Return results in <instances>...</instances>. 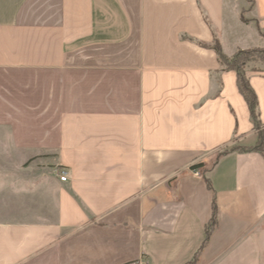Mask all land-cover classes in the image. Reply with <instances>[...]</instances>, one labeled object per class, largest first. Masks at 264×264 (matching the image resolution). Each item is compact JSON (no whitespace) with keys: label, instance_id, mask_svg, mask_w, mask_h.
<instances>
[{"label":"crops","instance_id":"0c3cea01","mask_svg":"<svg viewBox=\"0 0 264 264\" xmlns=\"http://www.w3.org/2000/svg\"><path fill=\"white\" fill-rule=\"evenodd\" d=\"M215 37L264 50V0H0V264H262L264 156Z\"/></svg>","mask_w":264,"mask_h":264},{"label":"trees","instance_id":"16d2710c","mask_svg":"<svg viewBox=\"0 0 264 264\" xmlns=\"http://www.w3.org/2000/svg\"><path fill=\"white\" fill-rule=\"evenodd\" d=\"M210 49H212L216 53L219 64L222 67H224L225 70L236 72L238 89L249 107L251 120L253 122L255 130H257L259 134V142L256 147L250 149H243L241 151L258 152L262 156H264V130L262 129L260 116H259L258 98L255 91L252 89L250 85L249 78L246 75L245 66L247 62L246 59L244 58L247 56H252L256 52L257 53L261 52L262 54H264V51L262 50L239 51L234 55V57L228 58L223 53L221 43L217 37L214 38V42L210 46ZM227 152L228 151L226 150L225 152H223V154H220L218 159ZM203 167L204 164H198L196 166H193L192 169H200ZM216 214H217V209H216V204H214L213 216L210 224L207 227V233H206L207 238H206V242L204 243V246L207 244L215 226L217 225Z\"/></svg>","mask_w":264,"mask_h":264},{"label":"rangeland","instance_id":"374dc122","mask_svg":"<svg viewBox=\"0 0 264 264\" xmlns=\"http://www.w3.org/2000/svg\"><path fill=\"white\" fill-rule=\"evenodd\" d=\"M245 21V20H244ZM264 51V50H262ZM246 59V66L250 63H258L262 66H264V54L260 53H254L252 56H247L244 57ZM245 66V67H246ZM13 147L12 146H8V145H3L0 144V177H2L3 175H6V173L8 172L9 169H14V167H16L15 165L19 164V161H16L14 159L17 158L15 152H13ZM9 154V155H8ZM5 156L8 157H15L14 159L11 160H4L6 159ZM4 158V159H3ZM29 163H27L26 166H28ZM26 166H20V168H24ZM11 170V171H12ZM260 239H261V250H262V264H264V225H262L261 227V233H260Z\"/></svg>","mask_w":264,"mask_h":264},{"label":"built area","instance_id":"2783aa9c","mask_svg":"<svg viewBox=\"0 0 264 264\" xmlns=\"http://www.w3.org/2000/svg\"><path fill=\"white\" fill-rule=\"evenodd\" d=\"M61 181L62 182H66V180H67V173L66 172H61ZM140 264H146V263H140Z\"/></svg>","mask_w":264,"mask_h":264}]
</instances>
